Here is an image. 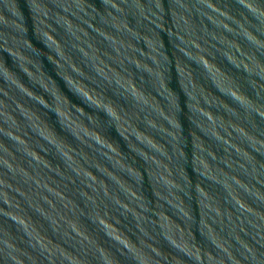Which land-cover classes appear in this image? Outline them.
I'll list each match as a JSON object with an SVG mask.
<instances>
[{
	"label": "water",
	"instance_id": "1",
	"mask_svg": "<svg viewBox=\"0 0 264 264\" xmlns=\"http://www.w3.org/2000/svg\"><path fill=\"white\" fill-rule=\"evenodd\" d=\"M0 264H264V0H0Z\"/></svg>",
	"mask_w": 264,
	"mask_h": 264
}]
</instances>
